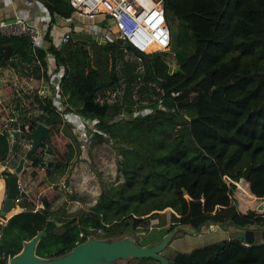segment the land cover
Returning a JSON list of instances; mask_svg holds the SVG:
<instances>
[{
    "label": "trees",
    "instance_id": "1",
    "mask_svg": "<svg viewBox=\"0 0 264 264\" xmlns=\"http://www.w3.org/2000/svg\"><path fill=\"white\" fill-rule=\"evenodd\" d=\"M38 1L51 16L45 47L33 49L25 36L0 35V68L34 64L32 77L38 82L48 78L47 57H52L56 67H63V114L76 112L91 122L87 137L94 144L114 145L121 158L117 170L123 181L104 186L93 205L71 217L53 213L49 205L36 208L27 185L34 168H45L48 181L58 182L74 152L78 157L83 147L78 133L72 132V125L64 121L50 96L40 98L42 114L29 120L28 128L33 129L37 122L51 131L61 126L70 139L68 152L61 159L52 158L50 165L38 163L36 152L28 160L30 165L23 167L21 186L29 194L19 197L23 210L15 213L13 209L7 217L15 214L2 226L0 264H7L22 242L42 230L48 219L61 225L37 244L40 257L62 255L89 234L110 237L127 229L145 232L150 220L167 208L172 211L171 225L164 233L177 224H189L196 233L211 224L264 228V209L239 211L233 198L241 180L247 184V203L257 205L264 199V0H164L167 19L177 28V49L187 59L176 70L171 67L175 58L170 50L145 56L143 80L159 85L174 110L163 111L154 103L153 112L135 116L128 99L129 85L124 105L100 106L92 100L97 91L119 86L116 41L113 46L94 45L93 51L82 40L57 44L50 33L53 21L55 17H69L73 8L68 0ZM108 52L112 54L110 68ZM125 65L127 80L131 81L134 63ZM227 84L223 93L214 91ZM172 90L180 91L181 99L173 102L169 96ZM190 93L196 95L190 97ZM21 124L24 128L25 123ZM27 139L30 141L29 136ZM21 149L19 142L10 145L0 127V166ZM5 174L14 173L1 169V177ZM3 181L7 190V180ZM244 241V236L231 237L187 253L178 252L170 264H264V241L248 246Z\"/></svg>",
    "mask_w": 264,
    "mask_h": 264
},
{
    "label": "built area",
    "instance_id": "2",
    "mask_svg": "<svg viewBox=\"0 0 264 264\" xmlns=\"http://www.w3.org/2000/svg\"><path fill=\"white\" fill-rule=\"evenodd\" d=\"M68 2L73 8V12L69 17H55L56 21H53L50 31L57 44L82 40L87 46L91 43L83 40L84 34L96 37L98 41H95V43L98 44L115 42L117 38H121L123 41L122 52L124 53V58L115 54V71H117L119 86L97 91L93 95V102L100 106L107 104L124 105L126 87L129 85L130 94L128 99L133 103L132 115H143L153 112L154 108L152 105L154 103L158 109L173 111L174 108L171 104L170 107L165 104V101H168L164 97L165 91L153 81L147 82L143 80L145 70L143 61L145 56L153 51L170 50L171 31L167 12L164 8V0H68ZM33 3L36 9L30 18L14 15L11 18L0 19V35L6 38L25 36L28 38L32 48L36 49L46 45V30L48 29L51 16L48 9L40 1L34 0ZM43 14L46 15L47 20L38 24ZM58 19L63 24L60 25ZM83 23L89 24H84V26ZM113 29L116 34L114 38H111L106 31H112ZM46 61L48 78H42L35 93H31L30 96H34V94L40 98L50 96L53 106L62 115L64 121L69 122L71 125L74 123V126L79 129H76L79 135L81 134V128L87 130L91 122L76 112L63 114L65 103L60 88V79L64 73V68L56 67L52 57H47ZM111 61L112 54H110L109 68ZM126 62L134 63L133 74L135 76L131 81L127 80L128 78L124 71ZM30 79L34 80L32 76ZM14 90L17 92L16 87ZM181 95L180 91L172 90L169 92L173 102L181 99ZM195 95V93H190V97ZM10 101L13 103L14 99ZM17 124L18 118L14 111H11L0 123V127L3 132L8 133L11 131V127ZM27 124H29V120ZM18 185L21 189L20 181H18ZM19 197L18 195L13 199V204L19 202ZM2 224L4 225L5 222L3 221ZM243 244L245 246L249 245L246 241Z\"/></svg>",
    "mask_w": 264,
    "mask_h": 264
},
{
    "label": "rangeland",
    "instance_id": "3",
    "mask_svg": "<svg viewBox=\"0 0 264 264\" xmlns=\"http://www.w3.org/2000/svg\"><path fill=\"white\" fill-rule=\"evenodd\" d=\"M106 33L109 37L114 38L116 31L113 29L112 31H106ZM88 38H91L88 40V42L91 44L87 45L89 49L94 45L96 47H98V45H104L103 43H95L94 37H90L88 35ZM113 43L114 42H111L107 45L113 46ZM114 48L115 54L124 58L122 44H116ZM93 50H95L94 47L91 49V51ZM109 53L110 52L107 53V57L110 64ZM93 60L94 59L91 58L92 62ZM176 65L177 63L175 59H173L171 62V67L174 68ZM33 69L34 64H31V66L28 67V70L22 73L24 75L28 74L31 77ZM19 81L20 84H13L12 92L9 89H3L6 91L5 94H3L4 98L6 97L5 100L14 99L13 103L10 101L11 108L8 109V111L13 110L18 118V124L12 126L10 132H6L8 135V141L11 145H13L15 142H19L21 143L22 147L21 152L17 156L10 154L8 159L5 161L6 163H3V165L1 164L0 170L7 169L9 173H14V167L17 165L19 159L24 156L25 152L30 146V141L27 139L30 133L27 121L36 119L42 114L39 103L40 97H38L36 94H34V96H30L31 93H35V90L40 85V81L37 82L35 79L27 81L26 77L24 76L22 79H19ZM29 86H31V88H29ZM15 87L17 92L14 90ZM28 100H30V102H28ZM6 112L7 109L3 110L4 114H6ZM124 116H127V114ZM185 116L187 117V115ZM21 123H25L24 128L21 127ZM72 125L73 129L75 128V130H72V132L75 133L76 129L78 128L74 126V123ZM12 130H14V132H12ZM80 132L81 134H79V140L83 146L82 151L78 157H76L74 152L68 170L58 182L50 183L48 181L46 178V172L44 170L45 168H34L35 171L31 173V176H29L27 185L31 189V197L36 205V208L46 207L49 205V209L53 213H60L63 215V217H71L79 212L86 211L89 206L93 205L104 186H113L123 181L121 174L117 170V161L121 158L118 155L114 145L110 144V142L94 144L93 140L87 137L88 129L86 130L81 128ZM49 135L50 141L48 143L42 141L40 143V147L37 150V152H39V158L37 162H44L45 165H50V160L55 158L61 159L62 154H67V145L70 143V139L62 133L61 126H59V130L51 131L49 129ZM75 149L76 148H74V150ZM50 150L52 151L50 152ZM46 157H49L50 159H47ZM38 163L36 164L38 165ZM25 165L29 166V161L25 162L24 166ZM20 174L18 175L19 181L21 180ZM0 181H2V179H0ZM38 182H41V184L39 185ZM23 186L25 185L23 184ZM246 189L247 184H242L240 182L236 184V190L233 193V198L237 202L239 211L245 212L248 209H254L259 212L263 211L264 207L261 210L257 208L259 204L253 205L247 203L250 198L245 191ZM4 195L5 191L2 189L0 192V207L3 204ZM72 196H76L77 200L72 199ZM261 201H263V199H259L258 203ZM13 206V209L21 208L20 202L14 203ZM171 212L172 211L169 208L158 212V215L150 220L148 229L145 232H133L132 230L127 229L125 233L134 235L143 244L150 242L151 238L155 237L156 235H161L162 233L164 235V232L170 228ZM248 229L254 231V242L264 241V238L261 235V232L264 231L263 227H256L253 225ZM244 230L245 229L237 228L235 226H219L218 224H211L207 227H204L203 231H200L195 235L187 233L179 234L178 237H175L168 244L162 253L169 259H172L178 252L187 253L196 248L204 247L222 240H227L231 237L243 238ZM124 264L159 263L150 259H134L133 261Z\"/></svg>",
    "mask_w": 264,
    "mask_h": 264
},
{
    "label": "water",
    "instance_id": "4",
    "mask_svg": "<svg viewBox=\"0 0 264 264\" xmlns=\"http://www.w3.org/2000/svg\"><path fill=\"white\" fill-rule=\"evenodd\" d=\"M171 16V14H170ZM168 24L171 31L170 51L173 53L177 63L176 70L180 69V64L187 59L176 46L177 28L171 19H168ZM122 39L117 38L116 43L122 44ZM126 45V43H124ZM230 84L217 86L214 91L223 93L224 89ZM165 104L170 107L169 102ZM30 146L21 157L14 168V174H5L0 179L7 180L6 195L0 209V231L2 222L7 221V213L13 209V199L16 196L27 197L29 192L20 189L18 185V175L23 170L25 162L32 155L36 154L42 141L48 143L50 141L49 129L43 123H36L35 127L29 134ZM241 182V180H239ZM184 195L186 191L182 188ZM264 199L258 205V209H263ZM2 220V221H1ZM61 223L53 219L46 220L42 230L36 232L28 240L22 242V247L18 253L8 258L7 264H124L131 262L134 258L152 259L159 264H170L169 259L163 255V251L168 244L181 233L196 234L195 229L189 224H177L167 233L161 236L158 240L150 241L145 244L141 243L134 235L124 233L118 236L97 237L95 234H89L85 240L77 243L68 252L56 257H40L36 254V246L42 237L49 234L51 231L59 227ZM204 230V227L201 231ZM264 238V231L261 232ZM254 231L251 229L244 230V240L248 243L254 242ZM124 262V263H123Z\"/></svg>",
    "mask_w": 264,
    "mask_h": 264
},
{
    "label": "crops",
    "instance_id": "5",
    "mask_svg": "<svg viewBox=\"0 0 264 264\" xmlns=\"http://www.w3.org/2000/svg\"><path fill=\"white\" fill-rule=\"evenodd\" d=\"M33 2H34V0H0V19L11 18L14 15H20L22 17H28V18L32 17V15L34 14V11L36 9ZM55 19H54V21H56ZM46 20H47L46 15L43 14V17H42V19H40L38 21V24H40L41 22L44 23V21H46ZM59 20L60 19H58V21ZM58 21H57V23H58ZM61 24H63V23L60 22V25ZM84 24H89V23H83V25ZM88 35L89 34L83 35V40H85L86 42H88V40L91 39V38H88ZM89 36L94 37L91 35H89ZM94 38H95L94 41H98V40H96V37H94ZM97 39H99V38H97ZM29 66H31L30 63H24V64H18L17 63L16 66L10 65V66L5 67V68H0V122H2L7 117L9 111L10 112L13 111V110L8 111V109L11 108L10 107V100L9 99L5 100L6 97L4 98L3 94H5L6 91H4L3 89H5V90L9 89L12 92L13 91V84L14 83L20 84L19 79H22L23 76L26 77L27 81H30L31 80L30 75H28V74L24 75L22 73V72H26L28 70ZM27 84H28V82H27ZM30 87L31 86H29V88ZM6 109H7V112H6V114H4L3 110H6ZM3 163H6V162L4 161ZM3 163H2V165H3ZM20 183H21V181H20ZM2 189H4L3 179H2V181H0V192L2 191ZM21 189H23L22 186H21ZM5 190L6 189H4V191ZM5 195H6V192H5ZM5 195H4V197H5ZM4 197H3V200H4ZM0 200H1V198H0ZM1 207H0V209H1ZM14 210H15V208H14ZM22 210H23L22 208H18V209L16 208L15 213L20 212ZM15 213H13V214H15ZM4 222H6V221H4ZM169 261H171V259H169Z\"/></svg>",
    "mask_w": 264,
    "mask_h": 264
},
{
    "label": "bare ground",
    "instance_id": "6",
    "mask_svg": "<svg viewBox=\"0 0 264 264\" xmlns=\"http://www.w3.org/2000/svg\"><path fill=\"white\" fill-rule=\"evenodd\" d=\"M257 199H254V201H256ZM12 211V210H11ZM11 211H9L8 213H7V215L11 212Z\"/></svg>",
    "mask_w": 264,
    "mask_h": 264
},
{
    "label": "flooded vegetation",
    "instance_id": "7",
    "mask_svg": "<svg viewBox=\"0 0 264 264\" xmlns=\"http://www.w3.org/2000/svg\"><path fill=\"white\" fill-rule=\"evenodd\" d=\"M33 129L30 130V132L32 131ZM30 134V133H29ZM31 143V142H30Z\"/></svg>",
    "mask_w": 264,
    "mask_h": 264
}]
</instances>
